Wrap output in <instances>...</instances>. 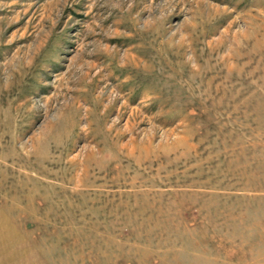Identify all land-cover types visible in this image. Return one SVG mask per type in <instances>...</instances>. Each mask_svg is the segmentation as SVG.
Segmentation results:
<instances>
[{"label": "rangeland", "instance_id": "374dc122", "mask_svg": "<svg viewBox=\"0 0 264 264\" xmlns=\"http://www.w3.org/2000/svg\"><path fill=\"white\" fill-rule=\"evenodd\" d=\"M0 264H264V0H0Z\"/></svg>", "mask_w": 264, "mask_h": 264}]
</instances>
